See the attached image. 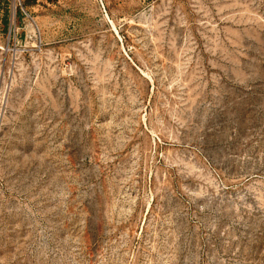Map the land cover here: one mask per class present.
<instances>
[{
  "label": "rangeland",
  "instance_id": "rangeland-1",
  "mask_svg": "<svg viewBox=\"0 0 264 264\" xmlns=\"http://www.w3.org/2000/svg\"><path fill=\"white\" fill-rule=\"evenodd\" d=\"M0 264H264V0H0Z\"/></svg>",
  "mask_w": 264,
  "mask_h": 264
},
{
  "label": "trees",
  "instance_id": "trees-1",
  "mask_svg": "<svg viewBox=\"0 0 264 264\" xmlns=\"http://www.w3.org/2000/svg\"><path fill=\"white\" fill-rule=\"evenodd\" d=\"M6 24L8 25V22H6Z\"/></svg>",
  "mask_w": 264,
  "mask_h": 264
}]
</instances>
